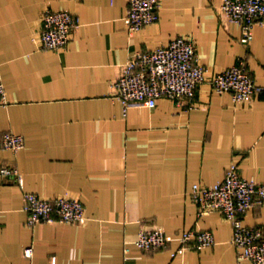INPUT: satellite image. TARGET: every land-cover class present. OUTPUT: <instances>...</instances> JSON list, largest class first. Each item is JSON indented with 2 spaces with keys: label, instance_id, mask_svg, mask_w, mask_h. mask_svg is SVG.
Here are the masks:
<instances>
[{
  "label": "crops",
  "instance_id": "0c3cea01",
  "mask_svg": "<svg viewBox=\"0 0 264 264\" xmlns=\"http://www.w3.org/2000/svg\"><path fill=\"white\" fill-rule=\"evenodd\" d=\"M221 0H161L156 23L130 34L126 0H0V138L12 131L24 148L0 144V169L17 168L22 184L0 176V264H237L232 226L218 212L199 215L195 184L220 182L231 162L264 183V92L243 103L205 82L192 106L159 99L154 108L122 105L110 96L120 66L138 51L191 38L208 74L245 58L264 88V28L248 45L240 27L219 14ZM45 10L79 22L59 51L37 38ZM67 195L85 209L84 225L26 226L23 194ZM264 227V205L243 216ZM209 230L215 245L173 253L179 236ZM161 231L167 248L145 251L140 232ZM33 253L26 256L25 248Z\"/></svg>",
  "mask_w": 264,
  "mask_h": 264
},
{
  "label": "built area",
  "instance_id": "2783aa9c",
  "mask_svg": "<svg viewBox=\"0 0 264 264\" xmlns=\"http://www.w3.org/2000/svg\"><path fill=\"white\" fill-rule=\"evenodd\" d=\"M126 2L124 24L128 33L133 34L158 21L161 0ZM219 14L240 27V42L244 45L252 40L255 26L264 28V0H221ZM78 27V20L70 12L45 10L37 38L39 48L65 49ZM205 82L217 93H230L235 103H243L264 92L249 73L245 58L223 71L208 74L198 61L194 41L178 36L166 46L133 53L111 82L110 96L120 102L124 112L130 107L154 108L162 98L188 102L192 106L198 88ZM0 103H7L1 82ZM0 144L4 151L15 157L24 148V139L12 131H5ZM0 176L17 185L22 184L20 172L12 165L2 167ZM191 197L198 206L199 215L218 212L231 224V243L237 264H264V227L243 223V216L248 211L264 205V183L241 175L240 166L234 161L220 182L211 186L193 185ZM23 210L27 214L25 223L28 227L38 223L84 225L87 221L83 204L67 195L47 199L24 192ZM215 242V236L209 230H189L179 236V247L173 254L187 249L202 250L214 246ZM169 243L170 239L161 231L140 232L134 242L137 248L145 251L167 248ZM24 253L31 256L33 249L25 248Z\"/></svg>",
  "mask_w": 264,
  "mask_h": 264
}]
</instances>
